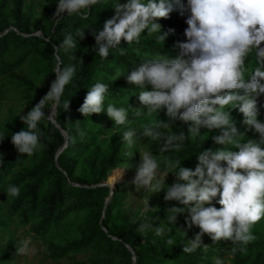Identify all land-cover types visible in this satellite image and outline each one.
I'll list each match as a JSON object with an SVG mask.
<instances>
[{
    "label": "clouds",
    "instance_id": "9594fccd",
    "mask_svg": "<svg viewBox=\"0 0 264 264\" xmlns=\"http://www.w3.org/2000/svg\"><path fill=\"white\" fill-rule=\"evenodd\" d=\"M101 2L56 0L53 17L56 20L73 15L86 18L90 8ZM111 6L114 14L104 22L102 30L94 33V51L102 60L108 58L112 49H118L123 55L121 40L126 44L139 43L145 30L149 35L155 34V41L163 44L174 30L162 31L158 20L167 18L176 6L182 14L187 13L186 41L178 43L180 52L175 57L161 54L145 58L131 70L117 74L115 79L127 72V81L137 86L140 107L133 108L127 101V107L112 103L105 107L109 85L97 81L88 88L77 110L84 117L105 112L116 126L128 125L130 115L133 118L156 117L160 110H165L167 121L156 118L152 123L139 128L128 127L123 132L122 140L129 148L147 138L160 142L162 154L179 151L189 136L200 135L201 128L217 130L212 140L220 146L200 151L194 169L182 167L181 161L163 162L170 169L179 168L165 172L162 177V162L151 151L140 153L133 181L136 189H143L148 195L164 189L165 201H175L183 207L173 205L166 209L167 227L161 222L154 225L149 216L147 222L139 223V233L147 235L151 231L156 236H164L169 226L175 224L178 214L187 213V227L196 226L199 232L183 246V252L206 248L207 245H202L204 234L213 241H231L236 246L233 252L246 251L247 245L256 239L253 226L264 219V120L258 119L264 104L259 107L257 104V98L264 95V46H261L264 42V0H126L124 3L111 0ZM83 35L80 31L69 33L60 46L66 51L76 49ZM253 54L256 66L248 73L246 58ZM76 72L75 65L63 69L57 66L49 91L20 117L26 127L11 134V142L18 153L31 157L42 149V132L38 125L61 104L65 87L73 81ZM68 108L69 99L63 102V110ZM231 108H238L243 114V123L257 133L259 139L246 142L237 139L244 134L231 118ZM45 109L50 110L47 115ZM174 120L188 124V135L183 131L173 134L161 131L168 129ZM4 137L0 134V140ZM3 162L0 157V165ZM168 173L175 175L171 185L165 183ZM118 175L119 170L115 177ZM6 193L18 197L20 187L11 185ZM148 195L143 202L144 213L157 211L148 206ZM214 200L220 208L213 205ZM167 242L173 243L171 239ZM30 244V237L21 241L16 247L17 255L34 251ZM213 264H224V259L215 257Z\"/></svg>",
    "mask_w": 264,
    "mask_h": 264
},
{
    "label": "trees",
    "instance_id": "16d2710c",
    "mask_svg": "<svg viewBox=\"0 0 264 264\" xmlns=\"http://www.w3.org/2000/svg\"><path fill=\"white\" fill-rule=\"evenodd\" d=\"M24 1L0 0V109L5 99L6 80L25 86L26 90L34 89L33 83L20 74L21 67L28 58L38 59L43 54L48 55L51 64L49 87L55 79L57 66L63 69L75 65L77 72L73 81L65 87L61 104L56 107L55 120L66 134L47 120L52 130V133L47 135L42 120L38 126L42 132L41 143L44 150L40 160L34 166L12 173L15 168L23 165L28 156L18 153L11 142V134L20 130L12 129L7 133H0L5 135L0 142H8L7 148L0 152V157L4 161L0 165V184L8 180L6 189L11 185L20 187V195L14 198L9 208L10 213L19 218L23 225L45 219L44 230L46 231L52 225L58 226L68 218L69 212L72 211L62 210V207L65 200L72 196L77 198L74 211H86L95 215L94 221L91 218L87 222L88 225L82 230L79 240L65 246L50 244L49 251L54 259L69 257L71 254L93 247L98 255L122 257L127 260V264H133V257L134 264H212L214 255L222 251L221 245H211L212 250L209 252L198 248L194 252L185 253L182 251L181 239L173 234L156 236L149 232L147 235H141L138 231L139 223L128 227L123 223L112 221L111 210L115 199L113 198L107 210L104 211L102 206L110 194V189L108 186L97 185L104 182L112 170L124 165L123 156L119 148H115L110 155L98 159L93 149L97 152L100 147L97 144L98 139L103 137L102 139L105 140L113 127L117 126L105 112L84 117L77 110L83 103L88 88L97 81L109 85L105 107L108 103L121 107L122 104L123 106L126 104V101L129 102L128 100L133 96L127 90V72L116 79L115 77L121 71L131 70L145 58H154L161 54L172 57L178 55L180 52L178 43L186 41L184 29L187 27L185 23L187 13L182 14L179 6H176L167 18H159L158 22L161 24L162 31H167L169 28L174 30L165 38L163 44L155 41V34L149 35L145 30L139 43L126 44L123 39L121 40L120 47L124 50L123 55L118 49H112L108 58L102 60L94 51V33L102 30L104 22L114 14L115 9L111 6V0H102L100 4L90 8L86 18L73 15L55 19L50 30L45 24L31 20L30 15L23 11ZM51 1L56 2V0ZM121 2L124 3L126 0ZM9 4L12 5L10 10H8ZM35 31L40 32L42 36L34 35ZM77 31L84 32L83 38L78 40L76 49L66 51L60 46L64 37L69 33L75 34ZM261 46H264V42H261ZM13 56H15L14 60H12ZM246 63L247 67L255 68L254 54L246 58ZM67 99H69V108L63 110V102ZM257 104L258 107L264 104V95L258 97ZM163 119L167 121L168 117L163 114ZM259 119L264 120V107L260 108ZM238 120L240 121V118L233 119L238 130L244 134L237 137L238 140L246 142L248 139H259L257 133L249 126L238 124ZM104 121H107V127H103ZM187 130L188 124L182 122L176 125L171 121V126L161 131L169 134L183 131L188 135ZM211 133L213 137L217 134V130H212ZM64 144L66 148L56 158ZM217 147L220 146L212 139L202 141L200 136H189L181 150L169 151L166 156L172 164L181 161L182 167L194 169L198 163L197 156L200 151L209 148L215 150ZM80 162L83 167L75 176L74 173ZM178 168L179 166L174 168V171H178ZM8 176L10 179H7ZM114 195L115 192L112 197ZM173 205L183 207L178 202L165 201L163 210L166 211ZM263 225L264 219L253 226V232L259 233ZM170 226L182 231L189 229L185 223V217L177 218L175 224ZM196 228L199 230L198 227ZM43 233L40 232V234ZM168 239H171L173 243L169 244ZM127 245L131 247L134 255ZM12 249L13 244L10 243L0 254V264H7L10 261ZM231 253L233 255L231 264H264V245L256 240L247 245L246 251L237 249ZM71 264L107 263L92 261Z\"/></svg>",
    "mask_w": 264,
    "mask_h": 264
},
{
    "label": "rangeland",
    "instance_id": "374dc122",
    "mask_svg": "<svg viewBox=\"0 0 264 264\" xmlns=\"http://www.w3.org/2000/svg\"><path fill=\"white\" fill-rule=\"evenodd\" d=\"M11 8L12 5L9 4L8 10ZM55 9L56 3H52L51 0H25L23 3V11L30 15L31 20L35 21L36 23L38 22L45 24L48 30H50L49 28H51L53 22L55 21V18L53 17ZM49 32L50 31H48V33ZM33 34L42 36V34L38 31H35ZM14 59L15 56L12 57V60ZM50 65V60H48L47 54L41 55L38 59L28 58L23 64L20 74L25 76L28 81L33 83L34 89H27V91L25 86H19L16 84V82L11 80L5 81V99L3 100L0 109V133H7L12 129L21 130L26 127L20 117L22 115H26L27 112L30 111V109L49 91V81L51 78ZM247 70L248 73H250L254 69L248 66ZM127 90L129 94L133 96L128 100V105L133 108L140 107V102L138 100L139 89H137V86L128 82ZM127 103L124 104V107H127ZM121 106H123V104ZM47 107L48 105H46V108ZM226 110H228L227 106ZM49 111V109H45L46 115ZM163 114H165V110L162 109L157 113L156 117L143 116L139 118H133L130 115V121L128 125L113 127L112 132L107 135L105 140L102 139L103 137L98 139L97 144L100 145L99 150L96 152L95 149H93V153L98 159L102 158L103 156L110 155V153L115 150V148H119V151L123 156L124 165L119 168L124 169V175L121 180H118L115 183V195L113 197L111 196L107 202L105 201L104 205L102 206L104 211L107 210L109 203L112 202L113 198L115 199L111 210L113 222L119 224L123 223L125 226L133 227L141 221L147 222L150 216L154 225H159L161 222V225L167 227V212L165 209L163 210V205L165 202V190L162 189L159 192L148 195V193L144 192L143 189H136L133 181L136 175L137 167L141 160L140 153H143L144 151H151L155 157L162 162L160 172L161 177L165 172L174 171V169L168 168L166 163H163L170 162V160L167 159L166 153L162 154L159 152V141H152L145 138L137 141V143L132 148H129L123 142L121 137L123 132L126 131L128 127L139 128L145 123H152L156 118L164 120ZM230 116L232 119L240 118V121L238 120V124H244L243 114L239 112L238 108H231ZM48 118L49 115L42 119L43 125L47 130V135L52 133V130L50 129L51 125L49 124L51 122L49 121V123H47ZM172 122L176 125H180L182 123L180 120H174ZM103 127H107V121H104ZM199 136L201 137L202 141H208L212 139L211 131L206 128L200 129ZM51 137L53 138V136ZM7 144L8 142H0V152L1 150L7 148ZM63 147L66 148V144H64L61 148ZM225 147H229L233 151L238 150L234 146ZM43 150L44 149L42 147V149L38 150L34 156L27 157V160L23 163V165L15 168L12 173H16L34 166L40 160ZM81 167L83 166L80 162L78 163L77 170L74 173L75 176L78 174ZM113 171L114 170L109 173V176ZM10 176H8L7 179H10ZM174 181V173H168L165 183L171 185ZM7 182L8 180H6L4 184H0V254L9 246L10 243L13 244V249L11 250V259L7 264H71L74 262L91 263L92 261H106L107 264H127V260L122 257L98 255L93 247L86 251L71 254L69 257L54 259L49 251L50 244L65 246L71 242L79 240L81 238L82 230L88 225L87 222L90 221L91 218L92 221H94L95 215L89 214L86 211H74L73 208H75L77 205V198L70 196L65 200L62 210L69 209L72 212H69L68 218L60 225H52L50 229L46 231L44 230L45 219H39L27 225H23L19 218L12 215L9 211L11 204L14 202V198L7 196ZM147 195L148 206L150 208L156 209L157 211L152 212L153 210H150L147 213L142 211L143 202ZM212 203L217 208L221 207V205L216 203L215 200ZM186 215L187 213L178 214L177 218L185 217ZM40 232L44 233L40 234ZM182 232L185 234L183 235ZM197 232H199V230L196 227L182 231L179 229H173L172 226H169L168 234H173L177 238H180L182 245L184 246L188 243V240L194 239ZM254 234L256 236L255 240L264 245V225L262 226L259 233L255 232ZM29 237L31 238L30 247L34 249V251L29 252L27 255H17L16 247L21 241ZM214 244L221 245L222 251L214 255L213 259L219 256L224 259V264H231L233 259L231 251L235 245H233L229 240L221 239L220 241H213L207 234L203 235L202 245H207L206 248H203L205 252L211 251V245Z\"/></svg>",
    "mask_w": 264,
    "mask_h": 264
},
{
    "label": "water",
    "instance_id": "95a60500",
    "mask_svg": "<svg viewBox=\"0 0 264 264\" xmlns=\"http://www.w3.org/2000/svg\"><path fill=\"white\" fill-rule=\"evenodd\" d=\"M35 35H37V34H35ZM52 112H53L52 115H56V107L53 109ZM48 120H49V121H50V122H51L56 128H58L62 133L66 134L65 131L62 130L61 127H60V125L56 122L55 118L53 119V117L50 116V117L48 118ZM64 147H65V146H64ZM64 147H63V148H64ZM63 148H61V149L58 151V153H57V155H56V158H58V156H59V154L62 152ZM56 164H57V166H58V163H56ZM58 168H59V167H58ZM97 186H108V187L110 188L111 191H110V194H109V196H108L106 202H107V201L110 199V197L113 195L114 190H115V187H116L115 184H110V182H109L108 179L105 180L104 182H102L101 184L97 185ZM93 187H96V186H93ZM101 222H102V221H101ZM105 231H106V230H105ZM106 232H107V231H106ZM127 248H128V249L131 251V253L134 255V252H133V250L131 249V247L127 245ZM134 262H135V258L133 257V264H134Z\"/></svg>",
    "mask_w": 264,
    "mask_h": 264
},
{
    "label": "bare ground",
    "instance_id": "6f19581e",
    "mask_svg": "<svg viewBox=\"0 0 264 264\" xmlns=\"http://www.w3.org/2000/svg\"><path fill=\"white\" fill-rule=\"evenodd\" d=\"M53 112H51V114L49 115L53 117V119L55 118V115H52ZM117 170H119V175L115 177V175L117 174ZM124 175V169L119 168V169H115L112 174L109 176L108 180L110 182V184H115L118 180H121L122 177ZM115 177V178H114Z\"/></svg>",
    "mask_w": 264,
    "mask_h": 264
}]
</instances>
